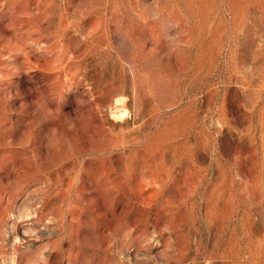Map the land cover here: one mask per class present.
<instances>
[{
	"label": "rangeland",
	"instance_id": "1",
	"mask_svg": "<svg viewBox=\"0 0 264 264\" xmlns=\"http://www.w3.org/2000/svg\"><path fill=\"white\" fill-rule=\"evenodd\" d=\"M0 264H264V0H0Z\"/></svg>",
	"mask_w": 264,
	"mask_h": 264
}]
</instances>
